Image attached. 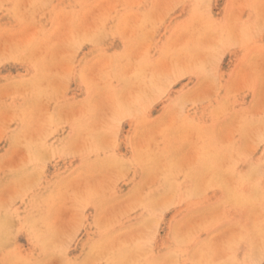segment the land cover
<instances>
[{
  "label": "rangeland",
  "instance_id": "rangeland-1",
  "mask_svg": "<svg viewBox=\"0 0 264 264\" xmlns=\"http://www.w3.org/2000/svg\"><path fill=\"white\" fill-rule=\"evenodd\" d=\"M107 263L264 264V0H0V264Z\"/></svg>",
  "mask_w": 264,
  "mask_h": 264
},
{
  "label": "bare ground",
  "instance_id": "bare-ground-1",
  "mask_svg": "<svg viewBox=\"0 0 264 264\" xmlns=\"http://www.w3.org/2000/svg\"><path fill=\"white\" fill-rule=\"evenodd\" d=\"M44 157V156H43ZM10 219V218H9ZM12 223V222H11ZM254 258V257H253ZM108 264V263H107Z\"/></svg>",
  "mask_w": 264,
  "mask_h": 264
}]
</instances>
